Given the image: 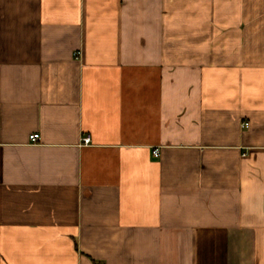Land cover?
<instances>
[{
    "label": "crops",
    "instance_id": "0c3cea01",
    "mask_svg": "<svg viewBox=\"0 0 264 264\" xmlns=\"http://www.w3.org/2000/svg\"><path fill=\"white\" fill-rule=\"evenodd\" d=\"M0 264H264V0H0Z\"/></svg>",
    "mask_w": 264,
    "mask_h": 264
},
{
    "label": "built area",
    "instance_id": "2783aa9c",
    "mask_svg": "<svg viewBox=\"0 0 264 264\" xmlns=\"http://www.w3.org/2000/svg\"><path fill=\"white\" fill-rule=\"evenodd\" d=\"M248 126H249L248 123H244L243 124V127H246L247 128ZM38 139H39V135H31L30 136V141L32 143H36L38 141ZM83 143H84V145H89L91 143V138L89 136L84 137L83 138ZM154 155L155 156H159V151L158 150H155L154 151Z\"/></svg>",
    "mask_w": 264,
    "mask_h": 264
}]
</instances>
